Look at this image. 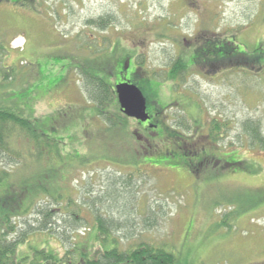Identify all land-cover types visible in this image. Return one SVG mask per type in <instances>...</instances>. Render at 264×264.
Here are the masks:
<instances>
[{
  "label": "rangeland",
  "instance_id": "obj_1",
  "mask_svg": "<svg viewBox=\"0 0 264 264\" xmlns=\"http://www.w3.org/2000/svg\"><path fill=\"white\" fill-rule=\"evenodd\" d=\"M100 17L102 28L87 23ZM212 34L264 52V0H10L0 10V104L39 129L38 143L12 139L20 159L0 156V169L14 193L40 183L60 204L47 197L14 218L18 257L74 250L96 238L101 218L122 249L146 241L180 264H264V146L242 129L259 122L264 136V58L251 70L191 65L182 80L166 76ZM93 78L114 92L136 82L150 116L123 113L116 93L94 99ZM213 119L226 122L217 141L205 137ZM151 121L164 135L138 138ZM166 126L200 139L179 149ZM204 155L208 167L198 165ZM37 210L53 213L47 228L36 229Z\"/></svg>",
  "mask_w": 264,
  "mask_h": 264
},
{
  "label": "trees",
  "instance_id": "obj_2",
  "mask_svg": "<svg viewBox=\"0 0 264 264\" xmlns=\"http://www.w3.org/2000/svg\"><path fill=\"white\" fill-rule=\"evenodd\" d=\"M107 19V17H100L97 21L90 20L87 23H95L96 27L102 28L104 25L103 23L107 22ZM199 39H203V42L202 45H200V47L195 51V55L192 54V57H194H191V65H202L204 62L208 63L209 60H214V62H216L221 69L242 66L251 70L254 69V64L264 58V52L260 51V46L254 51L248 52L247 50L242 49L240 47L242 44L238 43L232 37L228 38L222 37L219 34H212L210 36L199 37ZM240 49L242 52L237 51ZM171 67L172 68L166 76L168 78H181L182 80L187 72V63L184 62L183 59L177 58ZM206 71L209 72L212 70L205 68V72ZM5 75V77L8 78V75L10 74L5 73ZM93 80L94 81L88 86L90 90H93L92 97L97 99L99 95H102L104 96L103 101H110L112 95L116 92L110 89V86L104 83L101 79L93 78ZM139 90L145 100L146 110L144 114L146 115L148 114L147 107L153 103V101L149 99L142 86L139 87ZM100 103L101 102L98 101V104ZM160 110H158V112ZM193 124H196L195 120L189 126H193ZM180 125L185 127V129H190L187 124L181 123ZM225 129V121L219 122L217 119H213L210 122L208 134H205V137L211 139V141H217L221 138ZM242 129L243 134L248 136L251 143H258L261 146H264V136L262 135L261 125L259 122L250 120L246 121L242 124ZM198 130L199 129L195 126V134L196 132L198 134ZM165 132H167L169 137H172L177 141H182L183 146H180V148L183 150H186L185 146L192 149L190 144H184L185 139L186 142L191 140L193 137L200 139L196 135L192 136L193 133L188 135L183 134L181 131L168 126L165 127ZM38 133L39 129L33 120L21 115L12 107L0 104V156L11 158L14 161L13 163L17 164L15 161H19L20 153L15 150L13 146H11L12 139L21 135L23 136V139L34 140L38 143ZM201 134L203 133H199V137H204V135ZM189 154L193 155L194 153L182 151V156H188ZM39 155L40 153L38 151L36 159ZM206 157L207 155H204L200 158V162L198 164L199 166H209L207 164L208 157ZM217 161H219V159H217ZM184 163L192 172H196V167L191 161L189 162L184 160ZM14 190L15 184L11 181L9 170L3 168L0 169V264H180L177 257L164 245H156L150 242L141 241L128 249L120 248L117 240L109 237L107 226L101 218L96 219V238L74 247V250L66 249L58 255L46 248L32 247L30 248V253L28 255L18 257L16 255V247L17 244L19 242H23L24 239H9L10 235L15 233L17 229L14 218L17 216L28 215L31 210L37 207L36 205L39 204V201L43 202L47 199V197H50V199L57 205L60 204L58 202V197L50 195L48 189L40 183L31 186L27 190L23 189L16 193H14ZM42 195L45 196L43 199H41ZM71 200L72 199L68 197L64 207L68 208L72 203ZM52 214L53 213L50 212V210H37L36 215L39 222L36 229L40 230L47 228V224L52 219ZM73 215L76 220L79 218L75 212ZM74 223H76V221L72 220V224ZM24 236L25 233H22L21 237ZM98 237H100L99 242ZM94 244L95 248H93ZM107 244H110V247L106 248Z\"/></svg>",
  "mask_w": 264,
  "mask_h": 264
},
{
  "label": "water",
  "instance_id": "obj_3",
  "mask_svg": "<svg viewBox=\"0 0 264 264\" xmlns=\"http://www.w3.org/2000/svg\"><path fill=\"white\" fill-rule=\"evenodd\" d=\"M117 100L123 113L131 117L145 120V100L140 91L134 89L130 84L116 86Z\"/></svg>",
  "mask_w": 264,
  "mask_h": 264
},
{
  "label": "flooded vegetation",
  "instance_id": "obj_4",
  "mask_svg": "<svg viewBox=\"0 0 264 264\" xmlns=\"http://www.w3.org/2000/svg\"><path fill=\"white\" fill-rule=\"evenodd\" d=\"M10 4V0H0V10L3 9L4 7H7L8 5ZM191 60L192 58L191 57H187L184 61L187 63V66H191ZM199 65L200 68H202L203 70L205 68H213L215 66V69H211L212 72L211 73H215V70L217 68H219L218 64L216 62H214V60H209L208 63L204 62L202 65L201 64H197ZM129 84L134 87V89H136L137 91L139 90V86L134 82V83H131L129 82ZM140 91V90H139ZM141 93V92H140ZM120 108V106H119ZM146 110V109H145ZM150 115L149 114H146V117L148 118ZM146 118V119H147ZM143 132H140L138 131L137 129L134 131L135 134L138 136V138H143L144 140L148 141V137H156L158 136L159 138H161L163 135H164V132L162 130H159V129H156V123L154 122H149V123H144V126H143ZM180 148V147H179ZM192 148V147H191ZM171 153H175V151L173 150H170ZM197 150H194V152H196Z\"/></svg>",
  "mask_w": 264,
  "mask_h": 264
}]
</instances>
